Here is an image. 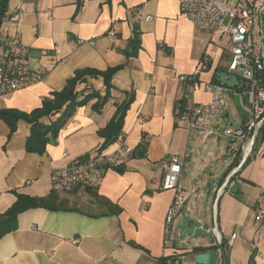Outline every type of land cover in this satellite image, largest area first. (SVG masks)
<instances>
[{"label": "crops", "instance_id": "crops-1", "mask_svg": "<svg viewBox=\"0 0 264 264\" xmlns=\"http://www.w3.org/2000/svg\"><path fill=\"white\" fill-rule=\"evenodd\" d=\"M15 10L22 13L19 26L31 64L43 76L0 96V109L31 112L79 70L124 66L114 74L112 97L101 111L93 107L98 97L77 106L42 154L26 150L31 132L27 120L21 119L13 133L0 120V213L18 194L52 195L46 205L21 212L17 229L0 238V264H172L174 259L198 264L193 248L211 246L216 237L210 230L208 239L182 240L180 222L197 208L206 211L204 221L210 228L217 218L225 239L237 233L228 247L227 264H264V217L256 218L264 207V137L217 199L241 155L229 152L225 135L190 131L176 113L179 103L209 102L211 93L204 84L215 81L218 71L231 72L229 32L198 30L181 13L179 0H9L1 29L4 41L13 29L7 17ZM134 23L139 25L141 48L137 55L127 56L124 50ZM111 30L116 32L112 38ZM55 47L61 52L56 53ZM191 74L196 75V85L182 80ZM85 78L76 86L81 97L92 91L105 95L101 74ZM128 94L134 95L123 126L125 141L134 149L128 163L108 168L98 188L76 185L69 192L53 191V169L97 152L104 141L100 131ZM240 108V112L230 109L226 98L212 127L223 130L245 124L248 113ZM60 115L61 111L51 113L43 121L51 123ZM117 146L115 141L103 149L111 152ZM186 153L181 178L186 201L166 248L164 226L175 192L162 189L164 163ZM233 183L239 184L237 192L230 190ZM162 257L167 258L165 263L159 262Z\"/></svg>", "mask_w": 264, "mask_h": 264}, {"label": "built area", "instance_id": "built-area-1", "mask_svg": "<svg viewBox=\"0 0 264 264\" xmlns=\"http://www.w3.org/2000/svg\"><path fill=\"white\" fill-rule=\"evenodd\" d=\"M181 13L190 19L198 30L216 33L222 28L229 32L232 58L229 64L231 73L238 75L240 86L230 88L219 81H209L204 85L211 93L207 103H194L191 106L178 104L176 113L190 131L225 135L229 139L228 150L241 155L240 164L227 176L217 194L229 187V177L235 176L242 164L253 154L255 143L264 127V0H179ZM52 17V12L46 13ZM22 13L15 10L7 17L13 25L12 32L0 49V96L26 87L42 79V71L30 61L28 46L22 39L20 21ZM228 20V23H227ZM116 32H108L110 38ZM160 47L163 49L164 45ZM55 52L61 50L55 47ZM182 80H191L196 85V75H183ZM233 91L240 106L248 113L245 124L228 125L223 130L212 127L213 119L226 107V95ZM246 95V96H245ZM247 97V98H246ZM116 141L118 146L111 152L99 149L94 154L80 156L67 165L55 167L51 175V188L55 192H69L76 185L87 188L101 186L106 171L110 167L126 165L133 153V147L126 143L123 132ZM184 155H174L164 163L163 190H173L175 197L165 220V246L171 245L174 221L186 201V193L181 184L184 169ZM217 206L214 216L217 215ZM264 217V207L257 210V219ZM210 230L216 237L218 256L216 264H226L228 247L232 246L237 233L228 239L222 235L217 218ZM225 245V246H224ZM172 264H180L174 259Z\"/></svg>", "mask_w": 264, "mask_h": 264}, {"label": "trees", "instance_id": "trees-1", "mask_svg": "<svg viewBox=\"0 0 264 264\" xmlns=\"http://www.w3.org/2000/svg\"><path fill=\"white\" fill-rule=\"evenodd\" d=\"M8 8L9 0H0V49L5 42L2 38L1 29L5 21V17L8 14ZM140 48V29L139 25L134 23L133 35L130 38L129 44L125 48L124 52L127 54V56H135L138 54ZM123 66L124 64L116 65L104 71L91 68L79 70L73 77H70L67 80V83L63 89L60 91H54L51 97L45 98L41 107L31 112H23L15 108H1L0 120H4L9 124L12 133L16 130L18 122L21 119L27 120L31 124V132L26 140V150L28 152L42 154L46 151L48 143L58 136L60 129L74 113L77 106L86 104L92 97H98L99 100L93 105V107L95 110L101 111L102 107L112 97V92L115 88L113 84V76ZM86 74H101L104 77L106 86V93L104 96H102L98 91H92L91 93L85 95L83 94L84 96L81 97V93L76 90V86L78 82L86 80ZM215 81H217V79H215ZM133 100L134 95L128 94V97L118 105L117 110L108 125L102 129V131H100L101 136L104 137V141L100 146V149L106 148L108 145L114 143L119 134L123 132L126 113ZM58 111H61V115L55 121H52L51 123H45L43 121L45 116ZM261 136L264 137V127L261 131L260 137ZM144 145V142L140 144L141 147ZM51 197L52 195L46 198H41L18 194L17 200L5 212L0 213V238L5 234L17 229L18 216L21 212L27 210L30 207L46 205L47 201ZM207 249H212V247H196L194 251L202 252L206 251ZM166 259V257H162L160 258L159 262L165 263Z\"/></svg>", "mask_w": 264, "mask_h": 264}, {"label": "water", "instance_id": "water-1", "mask_svg": "<svg viewBox=\"0 0 264 264\" xmlns=\"http://www.w3.org/2000/svg\"><path fill=\"white\" fill-rule=\"evenodd\" d=\"M217 81L222 83L223 85H227L230 88H236L240 86V79L238 75L227 72V71H218L217 73ZM233 176L229 177V181ZM239 188L238 183H233L230 188L231 192H237ZM206 211L197 208L194 210L193 214L185 215L180 222V234L182 240H184L187 236H191L193 239H198L203 236L205 239L210 237V223L208 221H204L206 218ZM204 222L203 225L198 226L199 223ZM196 247H218V244L215 243L211 246H202L196 245ZM217 250L208 249L207 251H202L196 253V262L198 264H216L217 261Z\"/></svg>", "mask_w": 264, "mask_h": 264}, {"label": "rangeland", "instance_id": "rangeland-1", "mask_svg": "<svg viewBox=\"0 0 264 264\" xmlns=\"http://www.w3.org/2000/svg\"><path fill=\"white\" fill-rule=\"evenodd\" d=\"M227 23H228V20H227ZM226 42V41H225ZM246 96V95H245ZM226 98H227V101L229 103V106H230V109H234V111L236 112H240L241 111V108H240V105L238 103V99L237 97L233 94L232 91H229L226 95ZM247 98V97H246Z\"/></svg>", "mask_w": 264, "mask_h": 264}]
</instances>
